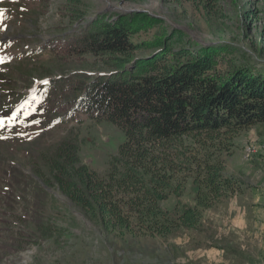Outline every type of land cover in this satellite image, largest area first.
<instances>
[{
  "label": "rangeland",
  "instance_id": "374dc122",
  "mask_svg": "<svg viewBox=\"0 0 264 264\" xmlns=\"http://www.w3.org/2000/svg\"><path fill=\"white\" fill-rule=\"evenodd\" d=\"M85 1L91 6L88 19L130 9L159 18L142 39L167 38L180 30L191 47L216 46L221 49L220 72L239 66L264 72V0H219L212 11L171 0ZM62 5L64 0H0V49L10 54L3 56L0 50V87L9 89L6 78L20 79L10 95L4 91L7 104L4 116L0 114V264H263L264 124L243 129L216 152L224 171L236 177L241 188L203 209L197 228H182L168 237L107 232L39 178L36 168L44 166L43 154L51 155V149L69 137L79 139L84 163L101 174L126 139L118 124L84 113L58 123L51 120L58 117L54 113L22 114L16 121L6 117V110L14 109L12 99L32 94L41 78L80 70L99 74L87 65L92 57L61 60L60 49H50L52 56L41 50L67 28L58 11ZM33 68L36 80L31 81ZM2 97L0 93V103ZM179 199L196 204L190 182L180 198L172 196L162 205L171 207ZM39 225L49 227L51 236L44 238ZM34 231L36 236L28 235Z\"/></svg>",
  "mask_w": 264,
  "mask_h": 264
},
{
  "label": "trees",
  "instance_id": "16d2710c",
  "mask_svg": "<svg viewBox=\"0 0 264 264\" xmlns=\"http://www.w3.org/2000/svg\"><path fill=\"white\" fill-rule=\"evenodd\" d=\"M171 1L212 11L219 0ZM90 10L85 0H64L58 11L69 29L49 48L60 49L61 60L93 58L87 65L98 75L80 70L62 79L70 82L69 101L95 120L118 124L126 139L105 174L84 163L76 137L43 154L36 174L107 232L168 237L197 228L203 209L241 188L216 152L243 129L264 124V72L245 66L220 72L221 49L191 47L180 30L142 39L161 21L146 11L88 19ZM73 116L71 110L66 118ZM188 182L196 204L179 199L164 208L163 202L185 193ZM39 233L46 238L52 230L39 225Z\"/></svg>",
  "mask_w": 264,
  "mask_h": 264
},
{
  "label": "snow or ice",
  "instance_id": "6c2138e0",
  "mask_svg": "<svg viewBox=\"0 0 264 264\" xmlns=\"http://www.w3.org/2000/svg\"><path fill=\"white\" fill-rule=\"evenodd\" d=\"M45 83H47V82L45 81ZM0 123H2V121H0Z\"/></svg>",
  "mask_w": 264,
  "mask_h": 264
},
{
  "label": "crops",
  "instance_id": "0c3cea01",
  "mask_svg": "<svg viewBox=\"0 0 264 264\" xmlns=\"http://www.w3.org/2000/svg\"><path fill=\"white\" fill-rule=\"evenodd\" d=\"M264 264V263H263Z\"/></svg>",
  "mask_w": 264,
  "mask_h": 264
}]
</instances>
